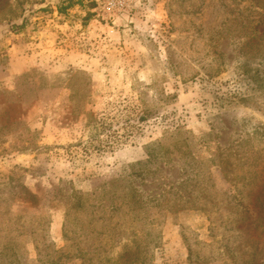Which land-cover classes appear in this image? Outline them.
<instances>
[{
    "label": "rangeland",
    "instance_id": "374dc122",
    "mask_svg": "<svg viewBox=\"0 0 264 264\" xmlns=\"http://www.w3.org/2000/svg\"><path fill=\"white\" fill-rule=\"evenodd\" d=\"M71 2L0 0V264H264V0Z\"/></svg>",
    "mask_w": 264,
    "mask_h": 264
},
{
    "label": "trees",
    "instance_id": "16d2710c",
    "mask_svg": "<svg viewBox=\"0 0 264 264\" xmlns=\"http://www.w3.org/2000/svg\"><path fill=\"white\" fill-rule=\"evenodd\" d=\"M67 6H70L71 4H72V2H71V0H67ZM59 10L60 11H63L64 10V8L63 7H61V8H59ZM21 25H22V22H21ZM17 260V258H16V256L14 257V261H16ZM9 263H12V261H10ZM18 263H20V264H22V260H18Z\"/></svg>",
    "mask_w": 264,
    "mask_h": 264
}]
</instances>
